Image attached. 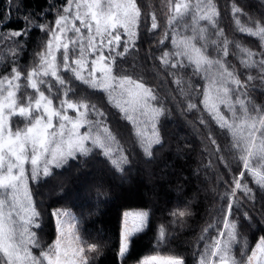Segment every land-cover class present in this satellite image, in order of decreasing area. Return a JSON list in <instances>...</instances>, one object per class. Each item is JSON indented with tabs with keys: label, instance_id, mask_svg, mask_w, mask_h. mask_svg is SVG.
<instances>
[{
	"label": "snow or ice",
	"instance_id": "1",
	"mask_svg": "<svg viewBox=\"0 0 264 264\" xmlns=\"http://www.w3.org/2000/svg\"><path fill=\"white\" fill-rule=\"evenodd\" d=\"M166 7L163 24L155 11L149 14L143 0H65L59 7L49 0L44 15L54 13V20L40 22L36 13H28L21 18L22 29L6 31L13 13L21 9L20 0H6L0 10V43L6 44L12 58L0 74V264H97L102 247L82 237L79 221L66 209L51 211L55 239L45 246L46 210L37 197L60 175L56 170L71 168L73 162L83 165L101 157L114 173H123L126 165L135 162L136 145L143 157L154 158L156 146L159 150L165 146L163 131L173 108L181 116L200 113L199 127L191 120L187 123L197 135L206 133L214 146L211 155L224 169L217 174L224 203L216 209L215 222L207 223L197 238L204 246L193 251L194 264H264V100H257L264 97V8L259 22L253 18V27L240 28L260 41L258 52L241 49L246 58L240 63L246 73H240L228 59L230 41L220 40L223 29L210 39V28L216 27L219 15L213 0H177L174 6L169 0ZM232 12L239 14L241 8L233 4ZM33 30L42 33L40 50L25 74L19 56ZM157 30L162 36L156 49H149L139 67L147 71L151 60L153 68L162 67L174 77L186 107L171 92H157L145 75H133L142 32ZM169 39L171 50H165ZM129 56L133 61L126 69L123 65ZM82 87L91 90L97 102L84 96L74 99ZM109 107L116 112L110 113ZM113 115L131 128L125 130L112 120ZM13 117L22 118L24 126H14ZM131 133L134 139L125 148L121 139ZM248 177L256 190L249 186ZM172 215L184 218L192 213L185 207ZM148 223L147 211L122 213L117 255L123 264L134 237ZM244 227L260 233L254 247L240 231ZM209 229L216 230L210 243L205 235ZM166 242L165 230L160 228L157 245ZM138 264L187 261L179 254L150 255Z\"/></svg>",
	"mask_w": 264,
	"mask_h": 264
},
{
	"label": "trees",
	"instance_id": "2",
	"mask_svg": "<svg viewBox=\"0 0 264 264\" xmlns=\"http://www.w3.org/2000/svg\"><path fill=\"white\" fill-rule=\"evenodd\" d=\"M55 2L59 7L65 0H55ZM168 2L169 0H143L144 8L149 11V14L151 11H155L163 24H166L168 11L166 5ZM171 2L174 6L177 0H171ZM192 2L194 3L195 0ZM213 2L217 5L219 15L216 18V27L210 28V39H216L215 32L223 29L224 36L220 37V40L227 38L230 41L228 58L230 63L234 64L240 73H246L244 66L240 63L242 59L246 58L241 49L247 48L250 51L258 52L260 41L258 37H250L246 32H240V28L253 27L254 25L251 23L253 18L259 22V13L264 8V0H213ZM5 3L6 0H0V10L4 9ZM20 3V12L13 13L12 21L8 24L6 31L22 29L21 18L28 13H36L40 22L45 19L54 20V13H48L46 17L44 15L48 11L49 0H20ZM233 4L241 8L239 14H233ZM237 20L240 21L239 24L236 23ZM41 36L42 33L33 30L26 51L19 56V64L25 67V74L28 66L33 62L35 52L40 50L37 45ZM161 36V30H157L155 34L142 32L141 39L138 41L140 51L138 55H135V62L138 67L133 75H145V78L157 92H171L182 102V106L186 107L184 98L179 94L178 86L173 82L174 77L166 75L162 67L153 68V61L151 60L147 61V71L139 67L143 63L142 58L149 49H156ZM20 39L23 41L24 38ZM165 43L168 46L165 50H171L170 39ZM236 44L240 45L239 49L236 48ZM154 54L158 56L160 52L154 51ZM0 57H4V60L0 61V74H3L2 65L9 63L12 58L5 43H0ZM258 58L256 57V59ZM128 61L123 65L126 69L131 68L133 56H129ZM155 63L159 65L158 60ZM252 74L256 75V71L252 70ZM180 75L185 80L188 78V75L184 73H180ZM241 78L244 79L245 76L242 75ZM27 91L31 92L32 90L28 89ZM90 93L91 90L82 87L78 89V95L73 98L77 99L84 96L90 102H97V97L90 96ZM257 100L260 102L264 100V97L258 96ZM108 111L110 113L116 112L111 107L108 108ZM199 115L200 113L193 112L181 116L173 108L172 115L167 118L166 127L163 131L164 148L159 150V146H156L155 157L149 159L142 156V149L136 145L135 162L125 166L126 172L114 173L108 166L109 162L104 161L101 157L89 159L83 165L73 162L71 168L56 170L60 175L55 176V178L66 175L68 180L60 183L51 179L42 193H49V190L54 191L56 189L57 194L53 192L46 198V201H43V196L37 197V200L43 201V209L46 210L42 234L45 246L51 242L54 236L53 220L50 216L52 207H70L80 217L81 229L79 231H81L82 237L88 242H97L102 247V253L97 259V264H123L117 255L122 210L130 207H144L149 212V223L143 233L134 237L130 254L126 257L127 264L139 259L146 253L156 252L179 254L186 259L187 264H194L193 251L202 250L204 246V241H198L197 238L207 223L215 222L216 209L224 203L219 198V193L224 191V187L219 185L217 181V174H222L224 169L222 165L218 164L215 156L211 155L214 152V146L207 140L203 129L201 130L204 133L203 136L197 135L192 126L187 123L188 120H191L199 127L197 121ZM16 119H18L14 123L16 127L25 123L22 118L17 117ZM112 120L118 122L125 130L131 128V125L126 121H116L115 115L112 116ZM213 128L215 129V125ZM187 131L189 133L185 134ZM132 139H134V133H131L130 138L121 139V144L127 148ZM209 164L211 167H205ZM232 167H236L235 163L232 164ZM85 168L87 169L84 170ZM86 171H93L97 175L95 180L101 186H98L94 181L92 182V178L89 179ZM121 178L129 180L128 184L124 185L120 181ZM247 182L254 190L257 189L251 177H248ZM97 186L99 188L104 187L105 193L110 196L106 197L105 202L100 201L101 198L98 193L101 191H94L98 188ZM213 188H216L217 191L213 192ZM87 189L88 191L91 189V192L88 193ZM65 193L68 195L65 196ZM80 193L87 194L80 195ZM185 207L192 215L184 218L172 215V212H179ZM93 210L96 213H93ZM258 219L259 217H257ZM182 221L183 227H181ZM160 228L165 230L167 242L157 245ZM240 231L247 235L249 244L253 247L260 233L256 229L248 230L247 227L241 228ZM92 232L100 235L97 236ZM215 234V229H209V233L205 234L209 237V243L211 242L210 236Z\"/></svg>",
	"mask_w": 264,
	"mask_h": 264
},
{
	"label": "rangeland",
	"instance_id": "3",
	"mask_svg": "<svg viewBox=\"0 0 264 264\" xmlns=\"http://www.w3.org/2000/svg\"><path fill=\"white\" fill-rule=\"evenodd\" d=\"M70 115H75V113H72V112H70L69 113ZM17 117H13V122L15 123L16 121H18V119H16ZM16 119V120H15ZM24 126V124L23 125H21V126H17V127H23ZM177 129V128H176ZM193 129V128H192ZM176 132H177V130H176ZM187 133H189V131H187V132H185V134H187ZM87 168H85L84 170H86ZM90 171V170H89ZM87 172L86 171V173L89 175V179L90 178H92V182L94 181V182H96L97 183V185L98 186H101L100 185V183L98 182V181H96L95 180V177H97V175L93 172V171H91V172ZM132 173V172H131ZM133 174V173H132ZM131 174V175H132ZM67 178V176L66 175H64V176H62V177H58V178H54V180L57 182H60V183H64L65 181H67L68 179H66ZM117 181V180H116ZM120 181L125 185H127L128 184V182H129V180H125V179H120ZM118 182V181H117ZM121 183V184H122ZM63 185V184H62ZM97 186V187H98ZM97 187H95V188H97ZM94 188V189H95ZM88 193L89 192H91V189L88 191V189L86 190ZM95 192H99V191H101V192H99L98 193V195H99V197L101 198L100 199V201H103V202H105L104 200H106L107 198L106 197H110L107 193H105L106 191L104 190V187H98L97 189H95L94 190ZM54 192V194H57L56 193V189L53 191V190H49V193H44L43 192V201H46L47 199V197H49L52 193ZM180 193V191L178 192V194ZM87 194V193H86ZM104 194H105V196H104ZM107 195V196H106ZM89 202H90V200H89ZM84 206V205H83ZM57 208H60V209H66L68 212H70L71 214H72V216H74V217H76V219L79 221V223H78V230H80L81 229V220L79 219L80 217H79V215L76 213V212H74L72 209H70V207L68 208V207H52V209H51V211H53L54 209H57ZM143 210V211H147L148 212V209L147 208H144V207H142V208H133V207H130V208H126V209H123L122 210V213L124 212V211H127V210ZM93 213H96V211H94L93 210ZM122 213H121V218H122ZM51 220H53V228H54V236H53V238H52V240H51V242L55 239V218L54 217H52V219ZM121 225V224H120ZM120 229V228H119ZM80 232V234H81V231H79ZM92 234H95V235H97V236H99L100 234L99 233H93L92 232ZM50 242V243H51ZM50 243H48V244H50ZM255 245V244H254ZM254 247V246H253ZM169 254H172V253H165V252H156V253H146V254H144L143 256H141L139 259H137V260H135V261H132V263H128V264H138V262L140 261V260H142L144 257H146V256H150V255H161V256H165V255H169Z\"/></svg>",
	"mask_w": 264,
	"mask_h": 264
}]
</instances>
